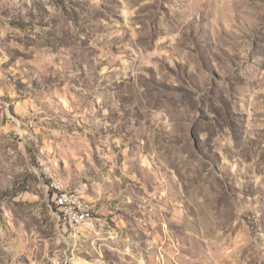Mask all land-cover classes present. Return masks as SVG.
<instances>
[{
    "label": "rangeland",
    "instance_id": "rangeland-1",
    "mask_svg": "<svg viewBox=\"0 0 264 264\" xmlns=\"http://www.w3.org/2000/svg\"><path fill=\"white\" fill-rule=\"evenodd\" d=\"M0 264H264V0H0Z\"/></svg>",
    "mask_w": 264,
    "mask_h": 264
},
{
    "label": "built area",
    "instance_id": "built-area-1",
    "mask_svg": "<svg viewBox=\"0 0 264 264\" xmlns=\"http://www.w3.org/2000/svg\"><path fill=\"white\" fill-rule=\"evenodd\" d=\"M52 199L56 211L66 209L67 222L69 223L79 224L81 220L93 217L92 210L86 208V204L83 203L81 195L76 194V190L55 186Z\"/></svg>",
    "mask_w": 264,
    "mask_h": 264
},
{
    "label": "bare ground",
    "instance_id": "bare-ground-1",
    "mask_svg": "<svg viewBox=\"0 0 264 264\" xmlns=\"http://www.w3.org/2000/svg\"><path fill=\"white\" fill-rule=\"evenodd\" d=\"M76 194H80V193L76 192ZM81 198H82L83 203L86 204V208L88 210H92L93 209L92 208V204L88 200H86L82 195H81ZM57 213L59 214L60 218H63L65 221H67V211H66V209H58ZM87 220H90V219L81 220L79 223H83V222H85Z\"/></svg>",
    "mask_w": 264,
    "mask_h": 264
}]
</instances>
